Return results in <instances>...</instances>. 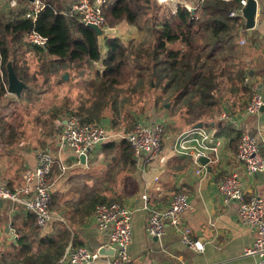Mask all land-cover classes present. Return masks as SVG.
I'll return each instance as SVG.
<instances>
[{"label": "trees", "instance_id": "trees-1", "mask_svg": "<svg viewBox=\"0 0 264 264\" xmlns=\"http://www.w3.org/2000/svg\"><path fill=\"white\" fill-rule=\"evenodd\" d=\"M41 1L43 7L35 17L27 16L31 0H17L9 12L1 14L0 106L8 91L10 57L14 54L18 76L30 84L31 65L21 64L18 55L33 52L40 64H36L31 77H44L43 85L52 93L47 102L50 122L43 124V128L49 126L54 130V118L75 112L84 122L108 118L113 130L126 132L122 129L136 126L152 102V106L180 119L188 129L200 121L215 120L224 104L230 102L227 95L242 87L245 80L244 62L235 59L241 45L239 30L246 24L240 16L230 15L231 10L240 7V0L192 1L197 4L195 10L179 3L175 12L170 0H105L103 12L109 26L127 22L140 32V36L127 41L106 35L105 52L96 30L83 21L80 13L71 12L78 0ZM31 32L46 37V44H33L28 38ZM86 63H92L95 75L77 80L79 98L70 101L76 82L73 84L65 74L84 73ZM28 93H33L32 87L23 91L21 99L27 101ZM70 102L76 110L72 111ZM105 146L109 150L110 169L114 170L105 178L106 191L111 194L100 188L74 206L72 212L82 213L83 218L94 214L97 204L120 198L115 187L136 164L125 138L110 139ZM53 204L54 193L51 208ZM69 213L65 215L66 221ZM29 216H33V223L28 228L16 222L5 227L7 237L0 238V264H56L69 245L81 244L76 230L67 227L68 221L57 220V232L44 234L34 213L29 212Z\"/></svg>", "mask_w": 264, "mask_h": 264}, {"label": "crops", "instance_id": "crops-1", "mask_svg": "<svg viewBox=\"0 0 264 264\" xmlns=\"http://www.w3.org/2000/svg\"><path fill=\"white\" fill-rule=\"evenodd\" d=\"M4 7L10 9L12 6L8 0H1L0 8L3 10ZM255 17V26L241 27L238 36L239 40L241 37L246 38V42L239 45L235 59L236 62L239 58L244 62L245 80L242 87L227 95L230 102L224 104L221 114L212 120L215 122L214 126L217 124L221 126L218 132L212 130L222 139L219 159L211 161L201 173H198L196 164L189 156L174 150L178 135L172 144H164L163 154L167 156L165 163L158 158L148 159L146 155L141 158L134 156L136 164L126 175H129L130 180L137 179L138 193L124 203L135 209L131 246L133 264H252L254 260V257L245 256L243 252L244 248L253 242L255 234L241 221L237 202L225 204L218 192V184L224 175L239 172L247 196L264 197V170L248 174L237 157L238 142L244 131L257 136L264 155V107L255 113L246 111L253 91L264 92V41L261 39L264 30V0H258ZM244 22L246 24L245 18ZM133 32H135L133 29L128 30L129 34ZM42 94L44 92L37 97H42ZM6 98L12 103L0 106V148H2L0 184L4 183L13 189H20L25 183L27 170L37 164V150L50 151L56 158L51 182L54 201L60 205V208L53 210L55 220L42 232L56 233L60 227L56 221L62 220L67 223L65 215L70 212L67 227L76 230L81 244L94 249H99L102 245H112L110 232L98 228L94 214L83 218L82 213L72 212L74 206L80 205L86 196L106 187V175L114 171L110 169L109 150L105 146L108 140L91 149L86 161L82 162L81 158L69 148L60 149L58 138L61 130L57 129L58 126H55L54 130L50 127L47 132L41 124L31 123L30 119L21 121L22 117L19 118L20 115L17 114L18 109L11 108L21 103L25 106L26 99L18 98L9 91ZM27 108L28 106L25 107ZM159 113L151 119L149 116H141L139 121L146 124L164 123L166 129L174 124L179 126L177 130L182 131L189 127L180 119L172 117L168 111ZM57 120L58 118H54V122L58 125ZM99 122L112 128L108 118H103ZM116 140L120 139L116 138ZM62 165L67 166L65 170ZM125 176L122 180L127 181L129 178ZM156 176L159 177L158 182L155 181ZM157 183L161 186V190H156ZM145 191L149 192L151 203L160 208L168 206L177 191L187 192L195 209L184 212V224L190 228V236L200 239L205 249L198 250L186 244L181 238L180 231L170 224H167L163 236H150L146 230L149 211L141 207L142 195ZM104 192L108 194L106 188ZM119 193L123 195V192ZM0 215L7 218L9 224L16 222L21 227L28 228L33 223V216H29V211L22 204L10 199L0 198ZM4 240L9 242V239ZM113 258L114 255L101 254L92 264H110Z\"/></svg>", "mask_w": 264, "mask_h": 264}, {"label": "built area", "instance_id": "built-area-1", "mask_svg": "<svg viewBox=\"0 0 264 264\" xmlns=\"http://www.w3.org/2000/svg\"><path fill=\"white\" fill-rule=\"evenodd\" d=\"M1 1V0H0ZM105 0H78L74 3L72 13H80L83 21L94 23L108 32V22L103 12ZM202 1V0H200ZM172 11L175 12L179 3L186 4L195 10L197 4L187 3L182 0H170ZM11 6L17 4V0H8ZM248 0H240V7L230 11L231 16L244 17V8ZM43 7L41 0H31V7L27 11L28 17H35ZM29 40L36 45H45L46 37L37 32L29 34ZM264 41V30L261 33ZM240 44L246 42L241 37ZM264 107V92L254 90L247 104V113H255ZM58 144L60 149L69 148L80 158L88 155L89 151L106 140L125 138L131 146L134 156L141 158L146 155L149 158H158L163 163L167 156L163 154V136L166 129L164 123L146 124L139 121L133 130L128 132L115 131L110 126L98 121L84 122L78 113L67 115V122L62 123ZM222 139L213 133L209 126L191 127L180 132L174 144L177 153L189 156L197 166V172L201 173L207 164L201 160L203 156L211 161L219 159ZM2 148H0V151ZM237 157L243 163L248 174H254L264 170V155L262 153L256 135L244 131L240 136L237 147ZM37 164L27 170L24 185L16 190L7 184H0V198L10 199L22 204L29 212H33L37 225L42 231L55 220L51 208L53 201V188L50 180L51 173L56 162L54 155L46 150L39 149L36 152ZM66 165H62L65 170ZM159 181V177H155ZM156 190H161L159 183ZM218 192L225 204L237 202L241 221L255 234L253 242L244 248L245 256H252V264H264V197L261 195L247 196L243 187L239 172L224 175L218 184ZM142 208L149 211L146 225L147 233L152 237H161L165 234L167 224L176 227L182 240L198 250H204V243L200 239L190 236L191 230L184 224V212L193 211L195 205L190 195L185 191L176 192L166 207H156L151 203L150 194L145 191L142 195ZM135 209L119 201L102 202L95 208V220L100 230L110 232L111 243L115 248L114 258L110 264H133L132 237L133 217ZM101 256L98 249L88 245H69L66 253L56 264H92ZM161 264V263H154Z\"/></svg>", "mask_w": 264, "mask_h": 264}, {"label": "rangeland", "instance_id": "rangeland-1", "mask_svg": "<svg viewBox=\"0 0 264 264\" xmlns=\"http://www.w3.org/2000/svg\"><path fill=\"white\" fill-rule=\"evenodd\" d=\"M163 1H167V0H163ZM182 1H186L187 3H192V1L196 2L197 0H182ZM172 4H173V2H170V5H172ZM7 12H9L8 7H4L3 10L0 8V17H1L2 13H7ZM107 26H108L107 27L108 33L106 35H108V36H119L125 41L129 40L132 37L140 36V32H139L138 28L135 26L132 27L127 22H122L116 26H109V25H107ZM121 26H124L123 29L120 28ZM129 29H133V31H135V32H133L132 34H129L128 33ZM104 36L105 35H101V48L103 51L105 49V47H104ZM12 57L14 59V54L12 55ZM18 58H20L21 64H32V66L30 68L31 69V71H30L31 75L29 76V79H30L29 85L32 87L33 93H28L26 95L29 97V99L26 102L30 103V106L27 108L28 110L25 109V106L22 105V103H21V105H17L16 107H13L11 109L12 110H15L14 108L18 109L17 114H18V116L20 115L19 118L22 117V119H21L22 122L28 121L30 119L31 123L35 122V123H39L41 125H43V124L48 125L50 122L49 121L50 120V113L48 111V103L47 102H49L51 100L52 93L49 91H46L47 87L43 85L44 77H38L36 79L35 78L33 79V77H31V76H33L32 74L35 72V69L37 68L36 64H40L39 59L37 62V58L33 52L26 54V55L22 54V56L19 53ZM0 64H1V62H0ZM86 64H87V66L85 65L86 66L85 68L88 67V69H86V71L84 73H80V71H77V72H71L72 73L71 75L68 74V78L69 79L72 78L71 79L72 83L74 84L76 82V86L74 87L73 93H71L72 99L70 101H74L75 99L79 98L78 97L79 96L78 91L80 89V86L77 85L78 84L77 80L87 79V78H90L91 76L94 77V75H95V70L91 67L92 65H90L92 63H86ZM94 64H97L98 66H100V63H94ZM2 71H3V67H2V65H0V73ZM63 90H64L63 92H66L67 88H64ZM43 91H44V94L41 95L42 97H37L38 94H41ZM60 99L61 98H59L56 101L57 104L60 103V101H61ZM8 101L9 100L6 98L5 101H3V104L5 105ZM70 103H71L70 108H72V111L76 110V108H75L76 106L72 102H70ZM152 105H153L152 102H150L147 105L148 107L149 106L150 107L147 109V111L145 113L141 114V116H143V117L149 116V119H151V118H153L154 115H158L159 112L163 111V110L157 109L155 106H152ZM137 108H140V103L137 105ZM68 112H70V111H68ZM10 114H11V112H10ZM159 114H161V113H159ZM65 116H67V115H65ZM63 117L64 116L57 117L58 118L57 122H59V121L62 122ZM46 122H48V124H45ZM57 126L59 127V129H61L62 124L58 123ZM134 128H135V126H131L129 129H122V130L128 132L130 130H133ZM178 128H179L178 125L172 124L166 129V131L164 133V144H172L173 143L176 135H178L180 132H182V130H180V129L177 130ZM219 128H221V126L218 124L216 126L210 127L211 130L217 131V132H218ZM43 129L48 132L50 127L44 126ZM52 174L53 173H51V176H50L51 181H52ZM128 176L126 175L125 177H128ZM132 177H133V175H132ZM135 179L130 180V178H129L127 181L126 180L120 181V183L117 185L116 190L119 192H123V195H121L120 198H115L117 201H119L121 203H125L128 200L132 199V197L138 193L137 192L138 190L136 191V187L137 186L139 187V182L137 181V179L136 180ZM108 194H111V193L108 192ZM59 208H60V205L54 201V204L52 206V210H57ZM7 226H10L8 220H6L5 218H0V238L7 237V233L5 232V227H7Z\"/></svg>", "mask_w": 264, "mask_h": 264}, {"label": "water", "instance_id": "water-1", "mask_svg": "<svg viewBox=\"0 0 264 264\" xmlns=\"http://www.w3.org/2000/svg\"><path fill=\"white\" fill-rule=\"evenodd\" d=\"M257 7H258V0H248V4L246 5V7L244 8V17L246 20V26L249 28H252L255 26V20H256V12H257ZM89 26H91L92 28H94L96 30V32L98 33V35H103V29L94 24V23H88ZM7 71H8V85H7V90L12 93L15 94L18 98H21L23 95V91L25 89L30 88V85L27 84L24 80H22L16 70H15V66H14V59L11 56L9 61L7 62ZM65 77L68 78V74H65ZM169 106V104H167ZM63 123L67 122V116H64L62 119ZM215 122L211 121V122H205V121H200L198 123H196L194 126L195 127H203V126H214ZM82 162H85L87 159V155L83 154L80 156ZM202 162L204 164H208L210 163V158L203 156L201 158ZM8 231H10L11 234L14 235V231L12 230V228L8 227L7 228ZM18 237V235H16ZM99 252L101 254H110V255H114L115 253V248L112 245H102L99 249Z\"/></svg>", "mask_w": 264, "mask_h": 264}]
</instances>
